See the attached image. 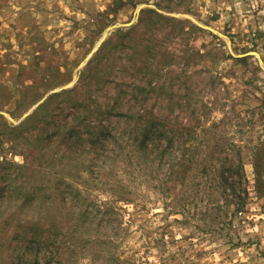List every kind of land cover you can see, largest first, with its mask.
Masks as SVG:
<instances>
[{"label": "rangeland", "instance_id": "obj_1", "mask_svg": "<svg viewBox=\"0 0 264 264\" xmlns=\"http://www.w3.org/2000/svg\"><path fill=\"white\" fill-rule=\"evenodd\" d=\"M132 1L0 0V264H264V0ZM170 139L242 156L244 207Z\"/></svg>", "mask_w": 264, "mask_h": 264}, {"label": "trees", "instance_id": "obj_2", "mask_svg": "<svg viewBox=\"0 0 264 264\" xmlns=\"http://www.w3.org/2000/svg\"><path fill=\"white\" fill-rule=\"evenodd\" d=\"M128 1L133 3L132 0ZM27 121H30V119L27 118ZM170 132H173V130H170ZM183 143L182 152L179 154H177L176 149L173 150L174 141L172 139L167 144L159 140L152 141L150 146L152 150L158 151L155 159H160L161 162L171 160L173 172L176 166L179 168V174L190 173L194 169L192 172L194 181L196 182V178H198L197 183L202 184L199 190L208 194L212 200L227 202L228 205L234 202L237 205V210L243 208L248 194V178L242 156L235 158L228 153L217 157V159L208 157L200 159L194 149H190V153H187L189 148L186 146L185 141ZM145 146L149 145L145 143ZM257 158H259V155H257ZM255 172L257 176L256 186L260 188L261 193L264 186V164L258 159H256ZM32 228L38 230V224H34ZM35 240L42 242L39 239ZM17 256L24 255L18 253ZM33 262L34 264H42L38 256L34 257Z\"/></svg>", "mask_w": 264, "mask_h": 264}, {"label": "water", "instance_id": "obj_3", "mask_svg": "<svg viewBox=\"0 0 264 264\" xmlns=\"http://www.w3.org/2000/svg\"><path fill=\"white\" fill-rule=\"evenodd\" d=\"M121 24H118L117 26H120ZM104 41V38L103 39H101V41H100V43H99V45L102 43ZM29 113L30 112H28L25 116H27V115H29Z\"/></svg>", "mask_w": 264, "mask_h": 264}]
</instances>
